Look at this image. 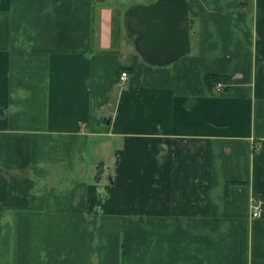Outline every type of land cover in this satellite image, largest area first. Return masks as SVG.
<instances>
[{"label":"crops","instance_id":"1","mask_svg":"<svg viewBox=\"0 0 264 264\" xmlns=\"http://www.w3.org/2000/svg\"><path fill=\"white\" fill-rule=\"evenodd\" d=\"M184 2L156 67L146 4L0 0V264H264V0Z\"/></svg>","mask_w":264,"mask_h":264},{"label":"water","instance_id":"2","mask_svg":"<svg viewBox=\"0 0 264 264\" xmlns=\"http://www.w3.org/2000/svg\"><path fill=\"white\" fill-rule=\"evenodd\" d=\"M184 0H154L124 13L125 25L137 27L133 47L150 66L164 67L178 60L188 46Z\"/></svg>","mask_w":264,"mask_h":264},{"label":"built area","instance_id":"3","mask_svg":"<svg viewBox=\"0 0 264 264\" xmlns=\"http://www.w3.org/2000/svg\"><path fill=\"white\" fill-rule=\"evenodd\" d=\"M120 79H124L125 73H120ZM220 88V84L215 85V90L218 91ZM263 200L259 197L252 196L250 197V204H249V216L250 218H257L261 215Z\"/></svg>","mask_w":264,"mask_h":264},{"label":"trees","instance_id":"4","mask_svg":"<svg viewBox=\"0 0 264 264\" xmlns=\"http://www.w3.org/2000/svg\"><path fill=\"white\" fill-rule=\"evenodd\" d=\"M126 32L130 34L128 29H126ZM227 79L224 76H218V75H206L203 79V83L206 86L208 91H211V89L217 84L222 83L224 84Z\"/></svg>","mask_w":264,"mask_h":264},{"label":"rangeland","instance_id":"5","mask_svg":"<svg viewBox=\"0 0 264 264\" xmlns=\"http://www.w3.org/2000/svg\"><path fill=\"white\" fill-rule=\"evenodd\" d=\"M124 1V0H123ZM128 1H130V3H128V4H132V3H134V2H137V3H142V4H150V3H147L148 1H150V0H128ZM121 4L123 5V7L124 8H126L127 7V4L125 3H122L121 2ZM125 11H126V9L122 12V14L124 15V13H125ZM191 40V39H190ZM91 157V156H90ZM101 157H103L102 155H99V158H101Z\"/></svg>","mask_w":264,"mask_h":264},{"label":"flooded vegetation","instance_id":"6","mask_svg":"<svg viewBox=\"0 0 264 264\" xmlns=\"http://www.w3.org/2000/svg\"><path fill=\"white\" fill-rule=\"evenodd\" d=\"M126 26V29H128V31L130 32L129 35L131 36H135V33L137 31V27L135 26L134 23H129L128 25H125Z\"/></svg>","mask_w":264,"mask_h":264}]
</instances>
